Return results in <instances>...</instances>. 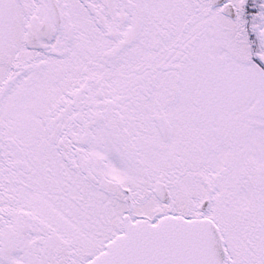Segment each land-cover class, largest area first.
<instances>
[{"label":"snow or ice","instance_id":"1","mask_svg":"<svg viewBox=\"0 0 264 264\" xmlns=\"http://www.w3.org/2000/svg\"><path fill=\"white\" fill-rule=\"evenodd\" d=\"M0 264H264V0H0Z\"/></svg>","mask_w":264,"mask_h":264}]
</instances>
